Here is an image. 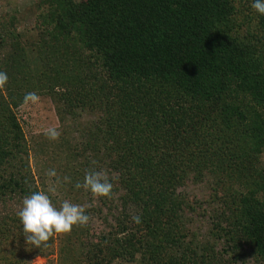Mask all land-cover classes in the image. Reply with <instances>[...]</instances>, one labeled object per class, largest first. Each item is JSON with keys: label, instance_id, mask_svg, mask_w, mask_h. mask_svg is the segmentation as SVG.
Listing matches in <instances>:
<instances>
[{"label": "trees", "instance_id": "obj_1", "mask_svg": "<svg viewBox=\"0 0 264 264\" xmlns=\"http://www.w3.org/2000/svg\"><path fill=\"white\" fill-rule=\"evenodd\" d=\"M252 3L36 0L29 41L0 18V264H264V16ZM32 91L59 122L93 117L65 140L61 184L80 205L76 182L108 167L117 213L103 232L26 243L17 213L40 190L16 109ZM192 217L210 219L205 234Z\"/></svg>", "mask_w": 264, "mask_h": 264}, {"label": "rangeland", "instance_id": "obj_2", "mask_svg": "<svg viewBox=\"0 0 264 264\" xmlns=\"http://www.w3.org/2000/svg\"><path fill=\"white\" fill-rule=\"evenodd\" d=\"M36 0H0V18L4 15H14L17 20L15 30L20 33L22 39L31 40L30 37L37 35L38 30L35 27V16L40 9L35 6ZM23 40V41H24ZM41 103L39 105H21L16 109V116L22 128L25 141L28 145L29 159L28 164L30 171L34 177L35 184L40 191L49 195L53 205L60 208L65 200L66 189L62 186L61 181L64 176L63 169L67 167L71 158H66L65 155H70L69 146L65 144V140L71 141V145L80 141L79 131H75L77 124L85 123L93 117L90 114L82 113L78 120L73 121L68 125L66 122H59L54 113V106L46 96H40ZM55 127L60 131L61 135L58 141H51L45 135V129ZM69 152V153H68ZM73 161V159H72ZM71 161V162H72ZM261 162L264 165V153L261 156ZM108 167L105 164L97 163L95 171L104 170L108 174ZM50 169H55L57 177H49L47 175ZM113 175V174H111ZM59 179L60 183L56 184ZM50 187H55L54 192H49ZM84 190V189H83ZM204 190V184H188L183 187V191L188 194H193L197 197ZM86 196H81L82 206L86 209H100V212L88 213L90 217L87 224L90 228L103 232L106 225L112 221V216L117 212L109 206L108 200L104 198H95L93 195L85 191ZM90 193V194H89ZM114 199V197L112 198ZM104 203V204H102ZM113 203V202H112ZM210 214L208 213V216ZM210 218V217H209ZM193 223L189 226L200 235L205 234L207 227H209L210 219H200L192 217ZM42 258H35L32 264H42Z\"/></svg>", "mask_w": 264, "mask_h": 264}, {"label": "clouds", "instance_id": "obj_3", "mask_svg": "<svg viewBox=\"0 0 264 264\" xmlns=\"http://www.w3.org/2000/svg\"><path fill=\"white\" fill-rule=\"evenodd\" d=\"M251 7L260 15L264 16V0H253ZM8 82V76L0 71V90H3ZM41 97L35 92L24 95L23 105H39ZM45 135L51 141H58L61 133L55 127L45 129ZM49 177H57L55 169L47 173ZM66 182H70L65 177ZM59 184V179L56 180ZM76 189L83 188L95 198L112 199L116 193L114 185L110 182L106 171H88L85 173L83 182H76ZM55 187H50L49 192H54ZM22 225L26 243L36 248L47 247L51 238L59 235L70 234L74 227H84L89 223L90 217L85 213L82 206L64 200L60 208H56L49 195L43 191L33 192L22 201V208L17 213ZM133 221L140 223L139 216H133Z\"/></svg>", "mask_w": 264, "mask_h": 264}]
</instances>
